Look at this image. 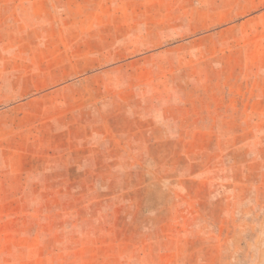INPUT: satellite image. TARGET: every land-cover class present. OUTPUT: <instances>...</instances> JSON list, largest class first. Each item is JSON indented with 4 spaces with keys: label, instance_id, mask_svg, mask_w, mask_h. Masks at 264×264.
<instances>
[{
    "label": "rangeland",
    "instance_id": "1",
    "mask_svg": "<svg viewBox=\"0 0 264 264\" xmlns=\"http://www.w3.org/2000/svg\"><path fill=\"white\" fill-rule=\"evenodd\" d=\"M0 264H264V0H0Z\"/></svg>",
    "mask_w": 264,
    "mask_h": 264
}]
</instances>
